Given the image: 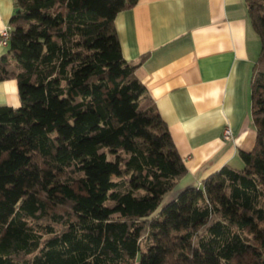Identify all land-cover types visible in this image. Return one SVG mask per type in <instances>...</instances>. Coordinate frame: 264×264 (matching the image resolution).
I'll use <instances>...</instances> for the list:
<instances>
[{"label": "trees", "instance_id": "1", "mask_svg": "<svg viewBox=\"0 0 264 264\" xmlns=\"http://www.w3.org/2000/svg\"><path fill=\"white\" fill-rule=\"evenodd\" d=\"M253 148L174 199L186 174L114 27L137 0H14L0 81V264H264V0ZM171 198V197H170Z\"/></svg>", "mask_w": 264, "mask_h": 264}, {"label": "crops", "instance_id": "2", "mask_svg": "<svg viewBox=\"0 0 264 264\" xmlns=\"http://www.w3.org/2000/svg\"><path fill=\"white\" fill-rule=\"evenodd\" d=\"M14 13V0H0V30ZM114 27L186 167L171 198L223 166H241L239 151L256 139L250 82L260 52L246 1L137 0ZM0 105L20 106L15 80L0 81Z\"/></svg>", "mask_w": 264, "mask_h": 264}, {"label": "built area", "instance_id": "3", "mask_svg": "<svg viewBox=\"0 0 264 264\" xmlns=\"http://www.w3.org/2000/svg\"><path fill=\"white\" fill-rule=\"evenodd\" d=\"M9 38H10V25H6L0 30V46L2 48H6L8 46ZM223 138L225 140H230L232 138V134L229 128L224 129Z\"/></svg>", "mask_w": 264, "mask_h": 264}, {"label": "rangeland", "instance_id": "4", "mask_svg": "<svg viewBox=\"0 0 264 264\" xmlns=\"http://www.w3.org/2000/svg\"><path fill=\"white\" fill-rule=\"evenodd\" d=\"M172 193H174V191H172L171 193H168L165 197H164V202L165 201H168V200H170V199H172V198H170L171 197V195H172Z\"/></svg>", "mask_w": 264, "mask_h": 264}, {"label": "water", "instance_id": "5", "mask_svg": "<svg viewBox=\"0 0 264 264\" xmlns=\"http://www.w3.org/2000/svg\"><path fill=\"white\" fill-rule=\"evenodd\" d=\"M18 10H15V12H17Z\"/></svg>", "mask_w": 264, "mask_h": 264}]
</instances>
